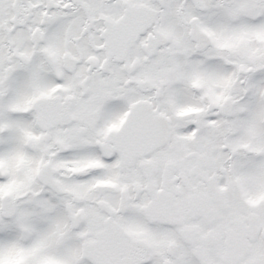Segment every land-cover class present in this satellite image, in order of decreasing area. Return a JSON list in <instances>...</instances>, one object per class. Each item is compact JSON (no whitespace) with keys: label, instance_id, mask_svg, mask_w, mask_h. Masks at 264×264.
I'll return each mask as SVG.
<instances>
[{"label":"snow or ice","instance_id":"1","mask_svg":"<svg viewBox=\"0 0 264 264\" xmlns=\"http://www.w3.org/2000/svg\"><path fill=\"white\" fill-rule=\"evenodd\" d=\"M0 264H264V0H0Z\"/></svg>","mask_w":264,"mask_h":264}]
</instances>
